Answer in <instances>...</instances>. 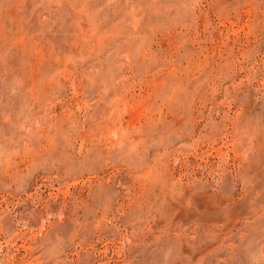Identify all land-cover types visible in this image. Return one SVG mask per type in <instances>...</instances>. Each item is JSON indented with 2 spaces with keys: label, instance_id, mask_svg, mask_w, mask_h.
<instances>
[{
  "label": "rangeland",
  "instance_id": "374dc122",
  "mask_svg": "<svg viewBox=\"0 0 264 264\" xmlns=\"http://www.w3.org/2000/svg\"><path fill=\"white\" fill-rule=\"evenodd\" d=\"M0 264H264V0H0Z\"/></svg>",
  "mask_w": 264,
  "mask_h": 264
}]
</instances>
